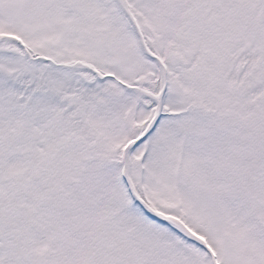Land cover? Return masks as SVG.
I'll return each instance as SVG.
<instances>
[{
  "label": "snow or ice",
  "instance_id": "snow-or-ice-1",
  "mask_svg": "<svg viewBox=\"0 0 264 264\" xmlns=\"http://www.w3.org/2000/svg\"><path fill=\"white\" fill-rule=\"evenodd\" d=\"M0 264H264V0H0Z\"/></svg>",
  "mask_w": 264,
  "mask_h": 264
}]
</instances>
